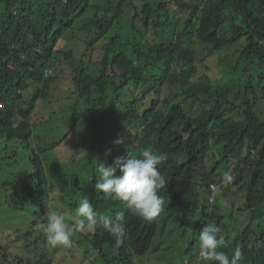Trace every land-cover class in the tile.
Segmentation results:
<instances>
[{
    "label": "trees",
    "instance_id": "trees-1",
    "mask_svg": "<svg viewBox=\"0 0 264 264\" xmlns=\"http://www.w3.org/2000/svg\"><path fill=\"white\" fill-rule=\"evenodd\" d=\"M172 4L170 9L168 0L158 5L151 0H0V160L8 167L19 164L21 146L29 155L30 171L14 172L5 186L13 191L10 206L17 207L14 197L28 194L37 213L28 232L34 247L26 245V256L16 255L13 263L4 252L0 264H61L59 247H50L39 227L47 223L45 161L52 157H64L58 165L71 173L66 201L73 211L87 196L99 214L115 217L123 211L127 227L119 243L102 228L94 235L81 229L74 260L67 263L145 264L160 243L168 242L170 249L160 248L157 260L183 264L212 215L225 241L221 251L231 256L238 246L241 264H264V0ZM82 35L87 41L81 57L61 48L65 39ZM191 35L196 43L185 41ZM220 51L236 59L227 65L220 57L226 72L215 80L202 69L203 61ZM62 64L71 66L72 89L58 100L69 103V110L50 100ZM39 110L45 116L35 117ZM42 121L63 132L60 139L49 133L44 142L35 135ZM121 138L124 142L116 143ZM13 140L19 142L10 152ZM146 148L168 154L158 166L168 181L159 191L164 205L151 220L95 189L98 163L139 157ZM231 165L235 173L244 168L248 178L240 182L231 176L230 197L218 195L211 203L213 186L228 182ZM239 183L243 193L235 195L231 187Z\"/></svg>",
    "mask_w": 264,
    "mask_h": 264
},
{
    "label": "rangeland",
    "instance_id": "rangeland-1",
    "mask_svg": "<svg viewBox=\"0 0 264 264\" xmlns=\"http://www.w3.org/2000/svg\"><path fill=\"white\" fill-rule=\"evenodd\" d=\"M154 1L156 5L162 3L164 0H151ZM169 1V8L172 9L173 4L172 0ZM174 8V7H173ZM175 14V17H178L177 12H173ZM183 24V20L179 23V27L181 28ZM85 36H78L75 38H68L65 39L62 44L61 48L66 51L69 49L74 50V56L75 57H81L84 51L85 47V42L87 41L86 39H83ZM78 38V39H77ZM185 41L190 43H196V36L191 35V36H186ZM99 44V43H98ZM97 44V46H98ZM132 47L128 46V51H131ZM202 52V47L199 49V53L201 54ZM94 57H97V53L94 54ZM202 57V55H201ZM223 58V61L228 65V63H232V65L235 63L236 55L231 56L227 55L225 51H220L219 54L213 55L211 58H204V65L203 68L204 70H208V73L211 75L213 79H221L226 70L224 69L223 65L219 64V60ZM62 63V62H61ZM58 74L61 75V78L58 80V83L56 82L55 85L53 86L51 90V97L50 100L52 101V104L59 109V107H62V110H69V103L65 104V100L62 99L59 101V97L61 96H66L67 94L71 93L72 89V81H71V66L67 64H62L61 67L59 68ZM53 74V73H50ZM54 75V74H53ZM64 76V78H63ZM125 92L124 89L121 90V94L123 95ZM138 92V91H137ZM172 95L171 92H166V95ZM58 100V101H57ZM59 104V106H58ZM49 106V105H48ZM47 109V108H46ZM62 114H65L61 111ZM45 114L43 113V110H39L36 114L35 117L37 116H42ZM56 121V120H55ZM50 121H42L41 124H38V126H35L34 128V133L35 135H42L44 136V142L50 140L49 138V133H51L52 140L53 139H60V137L63 135V132H56L52 129V125L49 123ZM6 141H4L5 144ZM19 141L18 140H13L11 143L9 142L10 146V152L15 151L16 145ZM34 144L37 145L34 141ZM34 144H32L34 146ZM66 142H64L63 146L65 147ZM62 146V145H61ZM61 148V147H60ZM17 150V149H16ZM24 148L21 146L20 152L17 155V159L19 164H15L11 167L6 166L7 162L6 161H1L0 160V258L2 256V253H6L7 257L9 258L10 262H15L18 259H16V255H19L21 257H25L26 255V250L28 249L26 245H29L30 247H34V241L31 237L28 236V232L31 229V226L35 221H37V213H36V204L30 199L28 194H25L24 196L21 195L20 197H14L15 200H18L17 207L10 206L13 197H12V190H10L7 186H5V183L7 181H10L9 178H11L14 172L21 171L20 175L24 176L26 175V172L30 171V162H29V155L24 151ZM49 155H55L53 150L47 151ZM217 155V153L215 154ZM51 157V156H48ZM215 157V156H214ZM64 157L62 158H56L52 157L50 160H46V166H47V179H48V186H47V213L46 216L48 217L49 214L51 213H64L66 214V220L67 222L75 228L74 233H73V241L74 243H77L76 237L78 231L81 230L80 227L76 225V222L72 220L70 217L74 215L75 211L67 204L68 202L66 201V195L68 193L69 188L71 187L72 180L68 173L67 169L66 172L64 169L60 168L58 163L59 161H62ZM64 163V161H63ZM236 168L235 165H231L229 167V172L228 174L230 176H235L240 179V182H243L246 180L249 176V173L245 171V169L239 170V172L235 173L234 169ZM67 173V174H66ZM232 180V179H231ZM228 183V184H227ZM225 182V184L221 185H216L214 188V193L212 197H214V202L210 200L211 203H216V197L218 195H221L223 199H226L230 197L229 191H228V186L231 185L232 182ZM240 187L239 185L232 186V190L235 192V195H241L243 192L238 191V188ZM12 189V188H11ZM211 197V198H212ZM204 198H202L203 200ZM204 203V201L201 202V204ZM74 213H73V212ZM206 223H214V217L212 215H208L206 218ZM86 229V228H85ZM32 240V242H31ZM59 247V248H58ZM58 260L61 261V264H69L67 262H72L74 260V245L70 248L58 246ZM2 248V249H1ZM169 250L170 245L168 242H163L160 243L155 250L152 251V262L151 260H145V264H163V261L160 256L155 255L156 252L159 250ZM156 257H159L157 260ZM79 257L77 261H81ZM23 259V258H21ZM26 259V258H24ZM200 256H199V246L196 245L194 252L189 255L184 256V261L182 262L183 264H201L200 263ZM174 262V261H173ZM82 264H98L96 261L87 263L83 262Z\"/></svg>",
    "mask_w": 264,
    "mask_h": 264
},
{
    "label": "clouds",
    "instance_id": "clouds-1",
    "mask_svg": "<svg viewBox=\"0 0 264 264\" xmlns=\"http://www.w3.org/2000/svg\"><path fill=\"white\" fill-rule=\"evenodd\" d=\"M118 139L116 143H123ZM110 155V150L108 153ZM168 160L167 153H160L152 148L143 150L139 157L127 155L116 157L112 164L98 163V177L95 189L105 195L121 201L124 206L135 215L151 220L155 218L164 205V197L159 191L165 188L168 181L162 176L159 165ZM119 173V174H117ZM225 179L231 182L232 177L225 173ZM213 200V198H211ZM125 213L117 212L115 217L99 214L87 196H83L70 218L81 229H87L95 234L97 228L109 232L117 242H122L127 237ZM40 229L46 236L47 244L56 248L58 246L70 248L75 228L66 220L64 213H51L47 217V223H41ZM219 227L214 223H206L199 233V256L204 264H241L243 253L240 247H236L231 256L221 247L225 241L218 236Z\"/></svg>",
    "mask_w": 264,
    "mask_h": 264
},
{
    "label": "built area",
    "instance_id": "built-area-1",
    "mask_svg": "<svg viewBox=\"0 0 264 264\" xmlns=\"http://www.w3.org/2000/svg\"><path fill=\"white\" fill-rule=\"evenodd\" d=\"M216 186H213V188H215Z\"/></svg>",
    "mask_w": 264,
    "mask_h": 264
}]
</instances>
